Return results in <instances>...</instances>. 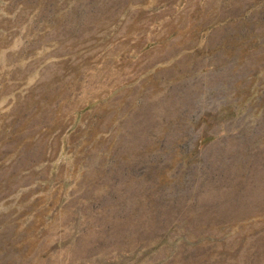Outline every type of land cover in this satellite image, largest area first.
I'll use <instances>...</instances> for the list:
<instances>
[{"label":"rangeland","instance_id":"obj_1","mask_svg":"<svg viewBox=\"0 0 264 264\" xmlns=\"http://www.w3.org/2000/svg\"><path fill=\"white\" fill-rule=\"evenodd\" d=\"M0 264H264V0H0Z\"/></svg>","mask_w":264,"mask_h":264}]
</instances>
